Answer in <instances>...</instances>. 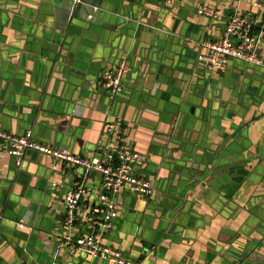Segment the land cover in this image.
Masks as SVG:
<instances>
[{"label": "crops", "instance_id": "obj_1", "mask_svg": "<svg viewBox=\"0 0 264 264\" xmlns=\"http://www.w3.org/2000/svg\"><path fill=\"white\" fill-rule=\"evenodd\" d=\"M106 1L95 25L75 21L62 37L50 1L0 0V129L23 135L32 123L40 143L88 160L106 123L122 118L130 149L148 156L140 173L155 193L117 199L106 244L132 264H264V83L256 81L264 71L197 62L202 41L225 35V22L197 7L259 19L254 0ZM255 33L264 57V27ZM124 59L129 73L110 98L102 76ZM174 136L210 169L188 209L166 219L178 197L161 142ZM76 181L90 193L85 212L102 193L98 173L35 153L17 168L0 143V264H106L63 245L65 196Z\"/></svg>", "mask_w": 264, "mask_h": 264}, {"label": "built area", "instance_id": "obj_2", "mask_svg": "<svg viewBox=\"0 0 264 264\" xmlns=\"http://www.w3.org/2000/svg\"><path fill=\"white\" fill-rule=\"evenodd\" d=\"M159 1L171 5L174 0ZM252 5L259 12V19L240 13L226 16L223 11L214 7H197L199 15L212 21L225 22V35L220 41L201 42L197 56L199 64L212 71H224L232 61H238L264 71V57L255 33L257 26L264 27V0H254ZM129 70L128 59H124L116 67L104 72L101 85L108 97L114 98L122 91L123 81ZM104 130L102 143L96 149L95 156L88 160L66 148L40 143L30 132L19 136L0 130V143L4 153L15 159L17 168L22 166L28 152H36L51 158L57 165L79 167L98 173L102 193L96 204L85 212L81 210V204L90 195L87 187L76 181L67 190L62 223L65 233L63 245L73 247L78 253L106 264H132L121 251L106 244L105 235L114 228L120 217L117 199L124 195L149 198L155 193V184L140 173L148 165V156L130 149L124 120L116 117L106 123ZM82 225L85 232L75 237Z\"/></svg>", "mask_w": 264, "mask_h": 264}, {"label": "water", "instance_id": "obj_3", "mask_svg": "<svg viewBox=\"0 0 264 264\" xmlns=\"http://www.w3.org/2000/svg\"><path fill=\"white\" fill-rule=\"evenodd\" d=\"M48 1H50L51 6L54 7L56 13L55 17H57V24L55 26V31L57 32V34H60L62 37H64L65 34L68 32L70 26L74 25L75 21L89 23L91 26L95 25L98 19H100L101 17L102 14L101 12L106 9L105 4L107 2L106 0H48ZM74 26L80 27L78 25H74ZM256 81L259 83H264L263 78H259ZM31 126L32 123L26 125V127H24V129L26 130L25 133L19 136H24L25 134L30 132L33 134L34 137L35 135V133L33 132L34 129L32 130ZM175 137L178 139V136H174L171 139L169 137H164L163 141L161 142L163 147L165 148L163 151L166 157L165 162H168V164L175 166L174 170L172 171L173 173L172 184L174 187L173 191L175 192L174 196L178 197L176 199L175 198L171 199L170 201L171 206L168 207L169 211L166 219L173 218L175 214H178L177 210L186 211L188 209L189 205L188 203H186V200L190 196V193H192V191H194L201 184V182H204L206 180L205 173H207L208 169H210L199 166L200 163L201 164L203 163L201 162L199 157L194 159L188 157L186 153L192 152L193 150H190L189 147L187 148L182 147L180 143L177 140H175ZM223 152L227 153L228 150L221 149L219 151V156L216 157L215 163L217 162V159L220 156H222L221 154ZM32 153L38 154L36 152H28L27 155ZM198 154L201 153L198 152ZM207 159L211 160L210 163L213 162V158H208V155H207ZM13 160L15 164V159L13 158ZM188 162H191L192 165H189ZM164 168L169 169L167 167ZM198 171L204 172V176H201L200 175L201 172L198 173ZM210 174L211 173H209V176ZM183 185L185 187H183ZM174 228L175 227L172 225L170 232Z\"/></svg>", "mask_w": 264, "mask_h": 264}]
</instances>
